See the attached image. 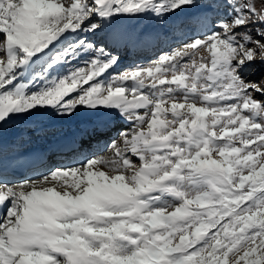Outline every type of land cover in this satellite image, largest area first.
I'll return each instance as SVG.
<instances>
[{"label":"snow or ice","instance_id":"1","mask_svg":"<svg viewBox=\"0 0 264 264\" xmlns=\"http://www.w3.org/2000/svg\"><path fill=\"white\" fill-rule=\"evenodd\" d=\"M147 15L188 39L112 75L151 40L114 22ZM257 60L264 0H0V135L80 107L127 125L97 149L109 155L70 148L37 179H0V264H264Z\"/></svg>","mask_w":264,"mask_h":264},{"label":"rangeland","instance_id":"2","mask_svg":"<svg viewBox=\"0 0 264 264\" xmlns=\"http://www.w3.org/2000/svg\"><path fill=\"white\" fill-rule=\"evenodd\" d=\"M175 19V18H173ZM116 25L122 26L119 28H124L125 32L131 33V34H139V35H146L149 36L150 34H153L155 36H160L159 40H157L159 47L156 49V51L152 54H148V52L141 51L140 53L137 52L135 55H132L130 52L131 50H123L120 51V63L116 68L110 70L112 75H116L118 73H122L123 71L132 68L136 65H147L151 61L156 60L160 55H162L165 52L170 51L172 48L179 47L182 42H186L188 39L187 37L183 36L182 33L176 29H174L171 25V23H165L162 20H157L155 17L151 15L147 16H139L135 18H129V17H123L115 21ZM120 23V24H119ZM126 24V27L124 26ZM255 35V33H253ZM87 36L88 40H90L93 43L99 44V38L91 36L87 33H81L79 38H83ZM150 37V36H149ZM72 39H78V37H71ZM175 39V41H174ZM152 40V39H151ZM139 54V55H138ZM206 55V53H205ZM90 53L82 55L79 59L75 60V63L67 64L63 69L66 71H71L78 67H85V62L89 59ZM126 59V60H125ZM61 69V70H63ZM245 79L257 83H261L262 86H264V62H261L259 60L252 63L246 73H245ZM86 87V86H85ZM78 95V93H73L72 96ZM257 99H264L262 98L258 93L254 94ZM71 97H68L70 99ZM84 107H80L71 117H60L58 115L53 114L51 111H41L37 112L36 115L32 117H28L25 119H18L13 120L10 124L6 125L2 135L11 132L12 128L14 126L18 127L17 124H21V131L25 133L26 137H29L30 139H35L38 135L34 132L36 129V124L38 122L43 123H54L56 121H63L65 119H69V121H78L80 119H83L92 112L90 110H86ZM86 115V116H85ZM68 121V122H69ZM34 122L35 124H31ZM39 123V124H41ZM119 127V125L117 126ZM56 129H51L48 131V134L55 132ZM0 135V137L2 136ZM96 152H92L91 154H95ZM22 180H25L22 178ZM21 179L19 180V182ZM18 181L16 183H19Z\"/></svg>","mask_w":264,"mask_h":264},{"label":"bare ground","instance_id":"3","mask_svg":"<svg viewBox=\"0 0 264 264\" xmlns=\"http://www.w3.org/2000/svg\"><path fill=\"white\" fill-rule=\"evenodd\" d=\"M124 26L126 27V24H124ZM113 27L119 30H125L124 28H119L122 26L118 27L116 25V22H114ZM149 36L152 39L150 40V42L141 44L135 48H132L130 53L132 55H135L137 52L140 53L141 51H144V52L147 51L148 54L154 53L156 49H158L159 47L157 40H159L160 36L157 37L153 34H150ZM72 40L73 42L75 41V39H72ZM75 62H76L75 60H71L69 64L75 63ZM120 63H123V62H119V64ZM61 71L63 72L66 70L63 69ZM86 110L88 109H85V111ZM85 114H87V111ZM88 115L89 116L83 119H80L78 121L67 122L66 125L68 127L66 129V133L63 136L59 135V136L53 137L50 135L52 138H49L50 140L43 143L44 144L43 147L48 148V150L42 149L43 150L42 156H41L42 160L40 161V164H39L40 167L38 169H35L31 174L28 173L29 176H27L26 179H37L41 172H45L47 168H50L52 166H62L65 164H70L71 158H74V153L72 151H69L70 148L75 149L77 152H82L85 154H91L94 151L96 152L95 153L96 155H109L110 154L106 151H97V149L103 148L107 143L110 142V140L114 136H116V134L119 131L126 128L127 125L121 123L118 119H115L109 116L101 117L100 115L98 114L94 115L93 113L91 115L89 113ZM101 119L104 120L105 125L107 126V130L103 134H100L94 131L97 128L98 124L100 123ZM118 125L119 127H117ZM3 137L4 136L0 137V140ZM17 138L19 139V141L23 142L25 141L26 137H24L23 135H20V137L18 136ZM44 139H47V137L44 136L43 140ZM15 144L12 145V147L15 146ZM5 146L9 147L7 145ZM42 164L46 165L47 167H43Z\"/></svg>","mask_w":264,"mask_h":264}]
</instances>
